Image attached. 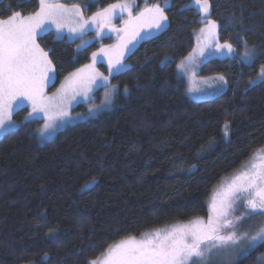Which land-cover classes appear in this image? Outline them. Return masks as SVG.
<instances>
[{
    "label": "trees",
    "instance_id": "16d2710c",
    "mask_svg": "<svg viewBox=\"0 0 264 264\" xmlns=\"http://www.w3.org/2000/svg\"><path fill=\"white\" fill-rule=\"evenodd\" d=\"M122 1L66 3L83 5L92 16ZM193 1L171 0L169 26L127 57L129 67L112 78V108L46 142L38 137L43 120H27L28 107L15 113L19 127L0 139V264H90L127 238L205 220L219 186L264 149V83L258 79L264 0H209L219 40L231 43L235 54L201 66V76L223 77L227 87L200 101L188 95L178 71L205 24ZM38 10L39 0H0L1 19ZM39 43L56 70L52 91L100 47H80L53 32ZM245 46L257 50L251 65L241 62ZM263 222L264 214L248 211L238 233L254 235ZM263 256L264 240L244 254L218 253L207 264H264Z\"/></svg>",
    "mask_w": 264,
    "mask_h": 264
},
{
    "label": "snow or ice",
    "instance_id": "6c2138e0",
    "mask_svg": "<svg viewBox=\"0 0 264 264\" xmlns=\"http://www.w3.org/2000/svg\"><path fill=\"white\" fill-rule=\"evenodd\" d=\"M195 2L201 6V11L207 13L209 0H195ZM117 7L128 10L130 19L126 21V25L131 24L134 19L146 23L148 27L160 29L163 27V21L167 19L159 6L145 8L132 18L131 5L122 3L110 5L103 12L95 13L91 18L92 21H99L98 26L109 24ZM69 15L77 18L81 31L87 27L89 21L83 18L79 5L67 8L53 0H39V10L34 14L24 16L17 11L12 12L7 18L0 19V131L6 130L9 126L13 107L21 100H28L32 104L33 113H45L48 121L45 130L53 127L57 118L67 115L61 106L63 97L67 95L66 86H62L61 105H57L55 110L43 96L44 81L52 66L48 54L36 42V37L38 29L43 28L45 21L50 20L59 30L64 27ZM207 28L209 32L214 33L217 28L216 22L207 21ZM76 30V28L70 29V31ZM217 47L226 49L230 54L235 52L233 45L228 42L218 44ZM101 51L106 52L105 49ZM92 55L95 60L98 54ZM257 55L255 48L245 46L241 62L251 65ZM109 63L111 67V59ZM116 65L119 66L117 71L127 67L120 63L119 57ZM180 67L185 68V65L182 64ZM90 68L92 65H85L84 69H78L77 73L72 74L75 79L69 82L70 85L83 88L85 93L89 91V85L100 76L94 71L84 76L85 69ZM102 79L107 81L108 78L102 77ZM258 79L264 83V65L261 66ZM250 83L255 84V81ZM115 91L116 87L113 86L112 92ZM107 96L110 97L111 93ZM107 102L111 103V99L109 98ZM225 127L227 128V125ZM242 196L249 209L264 213V152H261L258 163L253 162L250 166H246L245 170L231 179L222 192L213 196L207 222L196 218L187 224L144 233L140 240L134 237L127 238L114 246H109L102 259L91 260L90 264H207L214 251L236 244L241 239L234 230L228 229L234 228L233 220L229 219V216L233 211L234 203ZM261 240H264V227L250 237L248 247H253Z\"/></svg>",
    "mask_w": 264,
    "mask_h": 264
},
{
    "label": "rangeland",
    "instance_id": "374dc122",
    "mask_svg": "<svg viewBox=\"0 0 264 264\" xmlns=\"http://www.w3.org/2000/svg\"><path fill=\"white\" fill-rule=\"evenodd\" d=\"M66 1L67 0H53V2L55 3L63 4L67 8H72L73 5L67 4ZM147 2L148 0H146V2L143 4H139L137 0H125L115 4L120 5L122 3H129L131 5L132 18L136 17L145 8L159 6L160 8L163 9L164 15L167 17V19L163 21L162 28L157 29L155 27H148L146 23L137 22L134 19L131 24L126 25V21H129L130 19L129 12L128 10H121L119 7H117L114 10V13L111 17V22L109 24L98 26L100 22L99 21L93 22L91 19L94 15L87 16L85 14L83 5H79L83 18L89 21L87 27H85L82 31L79 29L77 18H75L72 15H69L68 19L64 22V27L59 30L57 29L56 25L52 23L50 20L45 21L43 28L38 29V35L36 37V42L48 54V59L51 61V66H52V70L48 73V76L44 81L43 96L45 97L47 102L53 106V110H55L57 105H61L62 86H66L67 95L63 97V104L61 106L64 108V111H66L67 115L57 118L54 122L53 127L45 130V125L48 122L45 113L44 112L33 113L32 104L28 100L18 101L13 107L9 126L6 128V130L0 131V139L6 133L15 130L19 127V124L14 120V115L19 109L23 107H28L30 109V113L27 117V120L40 119L44 121L43 125L38 131V137L41 142H46L47 140H50L51 138L55 137V135L60 130L64 129L69 125L77 124L84 120H88L90 118L96 117L102 112L112 108L115 92H116V91L112 92V87H113L112 78L116 74L126 70L129 67L126 59L139 46V44H141V42L160 34L169 26V18L166 13V8L171 5V0L163 5L161 4L150 5ZM191 5L197 7L201 11V6L197 5L195 0L192 2ZM104 9L100 10L99 12H103ZM201 12L205 17L204 18L205 24L196 32L195 46H194V49L196 51L194 52L193 49L192 52L190 53L191 58L189 59L190 57L189 54L178 65L179 73L183 75L188 82V95L193 100H197V101L215 97L217 96V94H220V92L227 87V83L224 84L223 82L224 80H221V77L206 78L199 74L201 66L204 64V62L213 58L232 57L235 54V52L231 54L228 53L226 49H218L217 47L218 44L222 45L225 43L219 40L218 23H216L217 28L215 29L214 33L208 31L207 21L211 20L208 17L211 12L210 4L207 13L203 11ZM72 28H76L77 30L70 31V29ZM202 29L204 31H202ZM47 32H53L59 38H67L72 41H77L79 42L80 47H86L95 42L100 43V47L93 52L98 54L96 59L93 60V55H92L91 61L88 64H86V65H92V68L85 69V72L83 73L84 76L91 74L93 71L95 73L100 74V76L97 77L96 81L91 85H89L90 88L89 91L85 93L83 88L78 86L74 87L70 85L69 82L75 79V77L72 74L77 73V70L71 73L70 75H68L56 90L54 91L51 90L52 86L56 81V70L50 58L49 53L39 43V38ZM105 38H109L112 41L109 44L104 43L103 39ZM101 49H105L106 52H102ZM118 57L120 58V63L122 65L127 66L120 68L119 71H117V67L119 66L116 65V60ZM110 59L112 62L111 67L109 63ZM182 64L185 65V68L180 67V65ZM84 67L80 69H84ZM101 67L105 68L106 71H104V69H102ZM102 77H107L108 78L107 81H104ZM108 93H111L110 97L107 96ZM48 98L51 99L49 100ZM109 98L111 99V103L107 102ZM81 104L86 105L88 107V110L86 112L84 111L75 112V108ZM261 152H264V149L258 152L255 155V157L246 166H250L251 163L253 162L258 163L261 158ZM245 167L241 171L245 170ZM234 176L230 177L225 182H223L216 190L214 196L217 193L222 192L223 189L227 186V184L231 181V179ZM248 211L253 214L262 213L260 210H256L254 212L251 209H249L246 202H244L242 196L240 200H237L234 203L233 211L229 216V219L233 220L234 228L228 229V230H234L237 233V235L241 237V239H239L236 244L230 245L226 248H222L219 251H214L210 257H213L218 253H222L226 255L229 253H233L234 255L244 254L250 251L253 247H255L258 243L262 241V240L257 241L253 247H248L249 239L253 235H249L247 233H243V234L238 233L237 225L241 222V215L247 213ZM241 212L243 213L240 214ZM207 219L203 221L207 222ZM262 227H264V222ZM142 238L143 236L135 239L140 240Z\"/></svg>",
    "mask_w": 264,
    "mask_h": 264
}]
</instances>
